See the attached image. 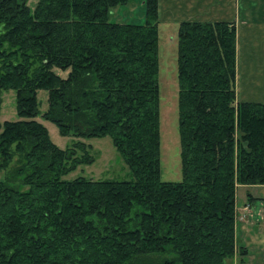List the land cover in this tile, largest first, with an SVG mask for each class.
<instances>
[{"label": "trees", "instance_id": "16d2710c", "mask_svg": "<svg viewBox=\"0 0 264 264\" xmlns=\"http://www.w3.org/2000/svg\"><path fill=\"white\" fill-rule=\"evenodd\" d=\"M35 1L0 0V109L13 90L18 115L0 122V264L243 259L236 192L264 186V103L238 101L236 24L176 26L182 181L166 182L159 0L144 24L112 22L131 0ZM106 137L132 179L65 180L95 161L81 140Z\"/></svg>", "mask_w": 264, "mask_h": 264}, {"label": "rangeland", "instance_id": "374dc122", "mask_svg": "<svg viewBox=\"0 0 264 264\" xmlns=\"http://www.w3.org/2000/svg\"><path fill=\"white\" fill-rule=\"evenodd\" d=\"M34 3H36L35 0H30V4ZM145 12L146 9L142 0H131L129 5L117 7L113 11L114 14L111 20L117 23L144 24L146 20ZM159 57L162 135L161 178L166 182H181V146L178 128L177 27H165L164 25L160 27ZM61 74L63 76L66 75V73ZM38 98L41 102L40 111L44 113L48 109L47 92L40 91ZM17 120L15 91L4 92L0 109V122L3 124L7 121L13 122ZM36 120L47 128L50 139L59 148L66 149L75 141L71 137L61 136L54 123L44 120L41 116ZM81 141L89 147V152L95 158V161L92 164L79 166L77 170L65 176V180H74L80 177L96 181L132 179L124 159L115 150L109 137L84 139ZM257 193H259V196H264V190H258L254 187L247 189L239 186L236 192V202L239 206H242L250 194L255 195Z\"/></svg>", "mask_w": 264, "mask_h": 264}, {"label": "crops", "instance_id": "0c3cea01", "mask_svg": "<svg viewBox=\"0 0 264 264\" xmlns=\"http://www.w3.org/2000/svg\"><path fill=\"white\" fill-rule=\"evenodd\" d=\"M158 18L165 27L181 22L235 23L238 101L264 103V0H159ZM236 211V244L247 254L243 259L236 255L234 264H264V196L250 194Z\"/></svg>", "mask_w": 264, "mask_h": 264}]
</instances>
